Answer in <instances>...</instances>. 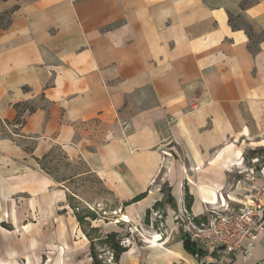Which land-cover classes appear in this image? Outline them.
<instances>
[{
	"label": "crops",
	"instance_id": "0c3cea01",
	"mask_svg": "<svg viewBox=\"0 0 264 264\" xmlns=\"http://www.w3.org/2000/svg\"><path fill=\"white\" fill-rule=\"evenodd\" d=\"M7 11L0 264H93L72 204L88 175L118 204L114 222L82 215L94 241L134 229L114 264H220L186 250L177 217L186 188L200 217L253 190L264 201V168L244 167L264 141V0H0ZM62 159L84 168L60 177ZM228 264H264V230Z\"/></svg>",
	"mask_w": 264,
	"mask_h": 264
},
{
	"label": "built area",
	"instance_id": "2783aa9c",
	"mask_svg": "<svg viewBox=\"0 0 264 264\" xmlns=\"http://www.w3.org/2000/svg\"><path fill=\"white\" fill-rule=\"evenodd\" d=\"M127 128L128 124H125L124 129ZM237 203L239 205L222 203L213 207L207 221L195 222L196 216L185 207L177 217L181 230L214 254L220 264L230 263L236 254L247 260L264 230V201L257 192L253 190L244 194L242 202Z\"/></svg>",
	"mask_w": 264,
	"mask_h": 264
},
{
	"label": "rangeland",
	"instance_id": "374dc122",
	"mask_svg": "<svg viewBox=\"0 0 264 264\" xmlns=\"http://www.w3.org/2000/svg\"><path fill=\"white\" fill-rule=\"evenodd\" d=\"M263 145H256V147L253 148H248L245 152L244 158V167L249 170V172H253L256 171L258 169H262L264 168V141ZM261 144V143H260ZM255 151V153H252V151ZM69 162L67 160H63L62 162L59 163L55 162L54 164L50 165L51 167H54L55 165L58 167L59 171H58V176L60 177H67L68 175L72 174V171H79L82 170L84 167L81 163L79 162H71L72 164H68ZM73 167H76V169H73L71 171V169ZM74 181H76L77 185L75 187V189H72V191L79 195L82 196L84 200L82 199H78L77 197H72V204L74 207L76 208V211L78 212V214L83 215L85 213H88L89 215H93V214H98L100 215L99 217H101V219L105 220V221H113L114 219V210L113 208L118 207V204L116 203V201L114 200V198L107 193L104 188L102 187L101 182L99 181V179L97 177H95L94 175H88V176H84L78 179H75ZM162 187H164V180H160L159 182ZM166 188V187H165ZM215 207V206H214ZM64 212V211H62ZM120 213V212H119ZM178 215V214H177ZM156 216H162V214H157ZM90 219V218H89ZM88 219V220H89ZM89 221H85L84 220V229H86L90 236L92 237H97L99 236V233H95L93 230L89 231L90 228L88 226V224H86ZM180 228L181 226L178 225ZM181 230V229H180ZM134 229L132 226H126L124 225L123 229H122V233L120 235L121 237H126L129 234H132L131 232H133ZM182 235L185 236L190 242H192L195 246V248L198 250V254L199 255H206L208 254V251L204 248H202L201 246H199V244L197 242H194L191 240V238L186 235L182 230ZM122 242V240H121ZM95 246H94V252H95V258L97 260V262L99 264H114V261H116L115 259V255H114V251H110V247L108 245V243H106L105 239H98L96 240V242L94 241ZM128 242H126V244H128ZM123 244V242H122ZM109 249V250H108ZM85 260L78 262L77 259L72 260L70 262H67L68 264H90L89 259H87L86 257H84ZM82 259V258H81ZM66 260V259H65ZM49 261L51 262V264H62L64 261L62 260L60 263V260L58 261L57 257L50 258ZM94 262V261H93Z\"/></svg>",
	"mask_w": 264,
	"mask_h": 264
},
{
	"label": "trees",
	"instance_id": "16d2710c",
	"mask_svg": "<svg viewBox=\"0 0 264 264\" xmlns=\"http://www.w3.org/2000/svg\"><path fill=\"white\" fill-rule=\"evenodd\" d=\"M12 13H13V11L0 12V27L1 28L9 27V25L12 22ZM230 20H231V18H230ZM234 27H235V25H234ZM247 31H248L249 35L251 36L252 27L248 26ZM250 50L252 52H254L256 49L254 46L250 45ZM16 106H19V105H16ZM34 108L35 107L31 106L30 110L33 111ZM18 121H19V118H18ZM255 151L256 150L252 151V153H255ZM145 195H146V193L138 195L137 197H135L130 202H125L124 205H128V204H131L133 202H136V201L142 199ZM168 201H170V202L172 201V198L170 195H168ZM192 203H193V197L189 193L188 189L186 188L184 207L186 208V210L188 212H191ZM161 206H163V202H157L154 205L153 210L155 212H157V214H159V213L161 214V210H160ZM151 211L152 210H148L146 213V222L147 223L149 222V217H150ZM92 216L95 217L96 215L93 214ZM77 217H78L80 224L83 226L84 220H85L84 216L78 214ZM194 220H195V222L207 221V216H204V217L196 216V217H194ZM84 231H86V229ZM100 239H102V240L105 239L106 243H108L109 247L114 251V255H115L116 260L119 258L120 254L125 250V248L120 244V236L117 233L107 234L105 238H100ZM90 241H91V248H92V257H93V261H94L93 264H99L95 258L96 257L95 252H94L95 243H94L93 237H90ZM184 246H185L186 250L189 251L190 253L198 254V250L195 248L194 244L192 242H190L185 236H184Z\"/></svg>",
	"mask_w": 264,
	"mask_h": 264
},
{
	"label": "bare ground",
	"instance_id": "6f19581e",
	"mask_svg": "<svg viewBox=\"0 0 264 264\" xmlns=\"http://www.w3.org/2000/svg\"><path fill=\"white\" fill-rule=\"evenodd\" d=\"M128 217H126V219H127ZM129 221V220H128Z\"/></svg>",
	"mask_w": 264,
	"mask_h": 264
}]
</instances>
